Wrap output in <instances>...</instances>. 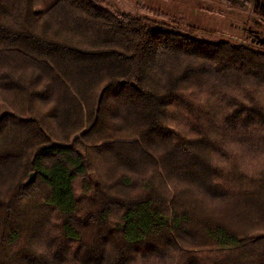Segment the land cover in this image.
Here are the masks:
<instances>
[{
	"label": "trees",
	"instance_id": "1",
	"mask_svg": "<svg viewBox=\"0 0 264 264\" xmlns=\"http://www.w3.org/2000/svg\"><path fill=\"white\" fill-rule=\"evenodd\" d=\"M212 1L264 19V0ZM246 31L0 0V264H264V47Z\"/></svg>",
	"mask_w": 264,
	"mask_h": 264
},
{
	"label": "rangeland",
	"instance_id": "2",
	"mask_svg": "<svg viewBox=\"0 0 264 264\" xmlns=\"http://www.w3.org/2000/svg\"><path fill=\"white\" fill-rule=\"evenodd\" d=\"M48 0H35L41 9ZM113 12L148 17L154 21L179 28L198 40L206 42H238L251 44L250 30H257L264 38V19L252 9L236 14L212 0H100ZM260 22L257 25L254 22ZM246 29V30H243ZM256 47V45H253ZM8 111L0 103V117Z\"/></svg>",
	"mask_w": 264,
	"mask_h": 264
},
{
	"label": "water",
	"instance_id": "3",
	"mask_svg": "<svg viewBox=\"0 0 264 264\" xmlns=\"http://www.w3.org/2000/svg\"><path fill=\"white\" fill-rule=\"evenodd\" d=\"M257 6H260V5H259V2L257 3ZM262 7L264 8V5H262ZM256 39H257V40H256V41L253 40V42H256L257 45H260V46L264 47V38H260L259 36H256ZM34 178H35V174H32V175L30 176L29 181H28L27 184H31V183L34 181Z\"/></svg>",
	"mask_w": 264,
	"mask_h": 264
},
{
	"label": "flooded vegetation",
	"instance_id": "4",
	"mask_svg": "<svg viewBox=\"0 0 264 264\" xmlns=\"http://www.w3.org/2000/svg\"><path fill=\"white\" fill-rule=\"evenodd\" d=\"M254 35V34H253Z\"/></svg>",
	"mask_w": 264,
	"mask_h": 264
}]
</instances>
